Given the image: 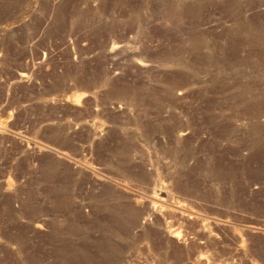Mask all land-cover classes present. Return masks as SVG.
<instances>
[{"label": "rangeland", "instance_id": "1", "mask_svg": "<svg viewBox=\"0 0 264 264\" xmlns=\"http://www.w3.org/2000/svg\"><path fill=\"white\" fill-rule=\"evenodd\" d=\"M0 264H264V0H0Z\"/></svg>", "mask_w": 264, "mask_h": 264}]
</instances>
